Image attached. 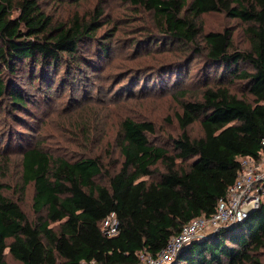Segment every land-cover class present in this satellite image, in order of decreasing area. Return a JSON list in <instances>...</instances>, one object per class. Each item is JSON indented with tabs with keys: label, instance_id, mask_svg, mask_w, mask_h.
<instances>
[{
	"label": "trees",
	"instance_id": "obj_1",
	"mask_svg": "<svg viewBox=\"0 0 264 264\" xmlns=\"http://www.w3.org/2000/svg\"><path fill=\"white\" fill-rule=\"evenodd\" d=\"M131 1L152 12L162 41L182 55L180 63L201 64L194 75L202 86L198 94L190 97L185 66L169 75L164 86L180 96L181 133L165 145L156 144L150 139L155 122L124 118L119 128L123 160L114 171L103 170L97 157L69 160L28 148L23 185H34L39 215L30 222L0 184V264H10L7 249L14 264H137L142 251L157 255L187 222L215 213L237 178L240 157L260 155L264 0ZM16 8L19 14L12 17ZM211 12L247 23L249 47L233 49L228 29L204 34L199 19ZM95 32L94 22L78 20L51 27L36 0H0V64L10 76H18L21 63L32 71L40 64L39 75L52 83L49 76L64 58L75 61L79 42ZM102 46L107 54V44ZM50 52L54 56L47 59ZM2 71L0 98L9 96L12 112L25 108L23 89L14 79L5 83ZM236 81L248 88L252 100L232 91ZM195 122L201 124L200 136L189 133ZM101 176L105 183L98 180ZM112 212L119 232L108 236L101 225ZM263 249L264 203L236 226L193 239L169 264H264Z\"/></svg>",
	"mask_w": 264,
	"mask_h": 264
},
{
	"label": "rangeland",
	"instance_id": "obj_2",
	"mask_svg": "<svg viewBox=\"0 0 264 264\" xmlns=\"http://www.w3.org/2000/svg\"><path fill=\"white\" fill-rule=\"evenodd\" d=\"M36 1L50 18L51 27L69 26L78 20L94 22L96 32L93 38L79 42L75 61L64 58L49 76L54 78L52 83L39 75L40 64L33 71L27 64H19L15 77L0 64L5 83L14 79L27 100L25 108L12 112L9 96L0 98V184L4 195L16 201L32 223L39 214L33 206L34 185H23V154L28 148L38 147L69 160L97 157L103 170L114 171L123 160L119 128L124 118L155 122L156 132L150 139L156 144L165 145L170 137L180 135V96L164 88L169 75L185 66L190 97L202 88L194 76L200 62H179L182 55L162 41L159 25L143 4L131 0ZM12 12L17 17L19 9ZM199 24L204 34L228 29L233 49L249 47L248 24L238 18L211 12L202 15ZM102 44H107V54ZM53 56L50 52L46 57ZM232 91L252 100L242 82L236 81ZM189 133L202 135L200 122ZM158 170L162 172L163 166ZM98 180L105 183L107 178ZM6 252L10 264L17 263L8 249ZM260 256L264 260V249Z\"/></svg>",
	"mask_w": 264,
	"mask_h": 264
},
{
	"label": "built area",
	"instance_id": "obj_3",
	"mask_svg": "<svg viewBox=\"0 0 264 264\" xmlns=\"http://www.w3.org/2000/svg\"><path fill=\"white\" fill-rule=\"evenodd\" d=\"M262 203H264V138L257 158L251 155L240 157L237 178L229 187L227 194L219 199L215 213L211 216H198L187 222L157 255L142 251L140 262L137 264H169L185 247V243L207 233L210 229L222 227L236 219L244 221L252 211L259 209ZM101 228L108 236L118 234L119 220L115 212L103 219Z\"/></svg>",
	"mask_w": 264,
	"mask_h": 264
},
{
	"label": "water",
	"instance_id": "obj_4",
	"mask_svg": "<svg viewBox=\"0 0 264 264\" xmlns=\"http://www.w3.org/2000/svg\"><path fill=\"white\" fill-rule=\"evenodd\" d=\"M241 220H242V219H236L235 221L229 222V223L225 224V225L222 226V227H218V228L210 229L207 233H205V234H201V235H198L197 237H202V236H205V235H207V234L215 233V232H217V231H218L219 229H221V228H231V227H234V226H236L238 223H240ZM197 237H196V238H197ZM194 239H195V238H194ZM192 240H193V239H192ZM192 240H190L189 242L185 243L184 246L188 245ZM184 246H183V247H184Z\"/></svg>",
	"mask_w": 264,
	"mask_h": 264
}]
</instances>
